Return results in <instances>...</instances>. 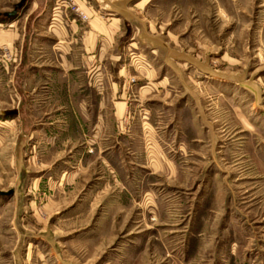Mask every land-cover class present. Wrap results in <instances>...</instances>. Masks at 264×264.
Instances as JSON below:
<instances>
[{"label": "rangeland", "instance_id": "obj_1", "mask_svg": "<svg viewBox=\"0 0 264 264\" xmlns=\"http://www.w3.org/2000/svg\"><path fill=\"white\" fill-rule=\"evenodd\" d=\"M113 88L153 174L85 141ZM0 264H264V0H0Z\"/></svg>", "mask_w": 264, "mask_h": 264}, {"label": "crops", "instance_id": "obj_2", "mask_svg": "<svg viewBox=\"0 0 264 264\" xmlns=\"http://www.w3.org/2000/svg\"><path fill=\"white\" fill-rule=\"evenodd\" d=\"M86 43H88L87 48L91 49V47H93V44L91 43L90 34ZM81 60L83 61L82 64L85 65L83 71L86 73H90L89 71H91L92 73V70H95L99 65L98 61L100 59L93 58L92 55L89 54L88 57L82 58ZM102 61H105V65L115 64L114 59L110 61L107 58L102 59ZM93 65L97 66L92 69ZM148 65L149 63H147V67ZM123 68L124 67H121L120 65V67L118 68V72H121ZM106 70V68L105 70H99V74L96 75H100V73H102L103 75L104 73L107 74ZM125 94L126 89L122 88L120 91H116L115 88H113L111 91H109L105 95H101L95 100V107L94 101L91 100L93 101V103L88 104L87 109H92L94 112V116L90 113L87 116L88 119L83 120V126L82 124H80V126H82V128L87 131L88 129L94 131V136H90L89 139L85 138V141L98 148L99 152H105L107 154H111L114 152L119 153L120 146L124 145V147L126 148V154L130 153L129 158L132 161L136 162V164L142 167H146V172L148 174H153V170L151 169L150 165H153V162L156 161L158 158L154 156V146L151 145L152 132L150 131V126H152V123L148 119L143 120L142 116L139 118V120L137 119L134 121L125 119V113L129 111V108H132L130 109V111L134 110L133 112L135 114L136 106H138V102H136V100H134V102L133 100H129V98H125ZM123 117L125 120H123ZM58 121H61V118H59ZM52 123H54V120L52 121ZM68 125L69 124L67 122V124H64V127H67ZM138 129L140 130V133L143 134V140L139 148L134 147L136 145L134 143V134L135 131ZM122 160L123 159H120V161ZM146 174H142V176L140 177L144 178ZM126 176H128V174H126ZM131 176L136 177L134 171H132ZM198 234H200V232H198Z\"/></svg>", "mask_w": 264, "mask_h": 264}, {"label": "built area", "instance_id": "obj_3", "mask_svg": "<svg viewBox=\"0 0 264 264\" xmlns=\"http://www.w3.org/2000/svg\"><path fill=\"white\" fill-rule=\"evenodd\" d=\"M84 17H86V15H84ZM134 60H136L135 62H139L138 58H134Z\"/></svg>", "mask_w": 264, "mask_h": 264}]
</instances>
